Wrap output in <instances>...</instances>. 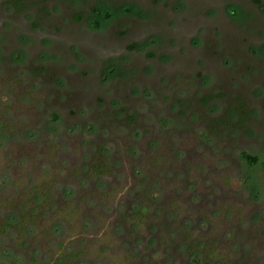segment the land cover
<instances>
[{
    "label": "rangeland",
    "instance_id": "1",
    "mask_svg": "<svg viewBox=\"0 0 264 264\" xmlns=\"http://www.w3.org/2000/svg\"><path fill=\"white\" fill-rule=\"evenodd\" d=\"M262 162L264 0H0V264H264Z\"/></svg>",
    "mask_w": 264,
    "mask_h": 264
},
{
    "label": "trees",
    "instance_id": "2",
    "mask_svg": "<svg viewBox=\"0 0 264 264\" xmlns=\"http://www.w3.org/2000/svg\"><path fill=\"white\" fill-rule=\"evenodd\" d=\"M244 108H245L244 104H240L238 107L235 106V107H234V110H233V113H234L235 115H238V116H240L241 118H243V116L245 115L244 112L242 113V111L244 110ZM238 113H240V115H239ZM219 122L222 123V121H219ZM218 125H219L218 122H216V127H217ZM245 159H247L248 162L251 163V164L257 162V159H256V158H250V157L246 156ZM261 165L264 166V162H262ZM88 171H89V172H88V173H89L88 176H96V177H98V176H103L104 174H106V172L108 171V169H107L106 163L103 162V160H102L101 162L93 163V164L91 165V167L89 168ZM144 210H145V209H141V210L137 211V212L135 213V215L138 216L140 213L142 214V212H143Z\"/></svg>",
    "mask_w": 264,
    "mask_h": 264
}]
</instances>
